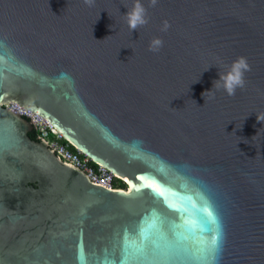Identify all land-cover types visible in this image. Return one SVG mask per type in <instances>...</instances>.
<instances>
[{
	"label": "water",
	"instance_id": "95a60500",
	"mask_svg": "<svg viewBox=\"0 0 264 264\" xmlns=\"http://www.w3.org/2000/svg\"><path fill=\"white\" fill-rule=\"evenodd\" d=\"M140 2L131 31L135 0H0V264H264V0ZM241 56L245 87L213 88Z\"/></svg>",
	"mask_w": 264,
	"mask_h": 264
},
{
	"label": "built area",
	"instance_id": "2783aa9c",
	"mask_svg": "<svg viewBox=\"0 0 264 264\" xmlns=\"http://www.w3.org/2000/svg\"><path fill=\"white\" fill-rule=\"evenodd\" d=\"M12 111L19 113L20 115L27 116L33 122L39 138L44 140L50 147L54 149L57 157L65 164H69L86 174L91 182L98 186H102L107 189H125L117 186V180H121L127 185V182L120 179L118 176L110 172L102 165L95 164L87 155L81 151H73L70 148L69 143L66 141L63 135L58 132L47 120L39 116L38 114L25 109L17 103H8L3 105ZM94 163L95 165H93ZM128 186V185H127Z\"/></svg>",
	"mask_w": 264,
	"mask_h": 264
},
{
	"label": "clouds",
	"instance_id": "9594fccd",
	"mask_svg": "<svg viewBox=\"0 0 264 264\" xmlns=\"http://www.w3.org/2000/svg\"><path fill=\"white\" fill-rule=\"evenodd\" d=\"M158 0H150L149 6L154 7L157 4ZM84 3L89 7L93 6L95 0H84ZM128 26L131 31L137 30L138 27L144 26L148 23L147 18V9L143 6L140 0H135L134 7L128 11L125 15ZM170 27L168 21H164L163 27L161 31H167ZM163 46V41L160 38H153L149 44V50L153 52H158L160 48ZM251 67L247 61L246 57H239L235 60L231 66L228 68L226 72H220V78L214 81L213 88L219 90L223 88L224 91L229 96H234L236 94V90L238 88H244L245 81V73L250 71ZM211 91H206L202 93L205 98V102L207 100V93ZM259 120H262L258 117ZM264 121V120H262Z\"/></svg>",
	"mask_w": 264,
	"mask_h": 264
},
{
	"label": "trees",
	"instance_id": "16d2710c",
	"mask_svg": "<svg viewBox=\"0 0 264 264\" xmlns=\"http://www.w3.org/2000/svg\"><path fill=\"white\" fill-rule=\"evenodd\" d=\"M30 136L33 140L35 141H40V138L38 136V133L37 131L33 130L31 133H30ZM64 143H68L67 141H64ZM70 148L73 150V151H77L73 146L70 145ZM93 165H95L94 163H92ZM117 186L119 188H128V186L122 182L121 180H117Z\"/></svg>",
	"mask_w": 264,
	"mask_h": 264
},
{
	"label": "bare ground",
	"instance_id": "6f19581e",
	"mask_svg": "<svg viewBox=\"0 0 264 264\" xmlns=\"http://www.w3.org/2000/svg\"><path fill=\"white\" fill-rule=\"evenodd\" d=\"M11 103V102H10ZM7 105H8V103H7Z\"/></svg>",
	"mask_w": 264,
	"mask_h": 264
},
{
	"label": "snow or ice",
	"instance_id": "6c2138e0",
	"mask_svg": "<svg viewBox=\"0 0 264 264\" xmlns=\"http://www.w3.org/2000/svg\"><path fill=\"white\" fill-rule=\"evenodd\" d=\"M113 264H114V262H113Z\"/></svg>",
	"mask_w": 264,
	"mask_h": 264
}]
</instances>
